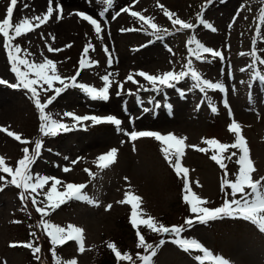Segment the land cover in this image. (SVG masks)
Masks as SVG:
<instances>
[{
  "label": "rangeland",
  "instance_id": "1",
  "mask_svg": "<svg viewBox=\"0 0 264 264\" xmlns=\"http://www.w3.org/2000/svg\"><path fill=\"white\" fill-rule=\"evenodd\" d=\"M24 1L25 3H23ZM94 1L81 0L73 6L59 4L63 5V18L57 19L58 13L54 10L53 17L50 19L52 22L50 29L45 32L49 36V41L52 40V34L58 28V25L54 23H61L60 27L66 30L70 29V33L74 35L73 40H77L75 38L77 26L75 21L78 19L75 13L94 8ZM57 2L60 0H53L54 9ZM6 4L7 1L0 0V19L5 13ZM30 4L27 0L22 1L16 12V19L46 14L48 0H43V2L35 0L34 4ZM158 5H163L165 9L175 13L179 18L196 24L195 32L191 30L176 32L171 21L164 15V9ZM120 6H123V9L139 11L146 17H153L158 26L172 33L157 40L142 30L122 31V29H140V22L124 11L122 14L114 16L115 12L114 17L111 18H107V14L98 15L104 13L109 6L102 12L101 0H97L94 18L101 21L104 29L101 39L94 32L93 26L91 27L99 49L97 58L104 62L108 61V55L103 50L104 46H107L115 63L121 69L122 82L126 81L128 75L135 74V72L144 71L149 74L161 75L170 70L177 72L182 70L189 58L186 41L192 35H196L206 46L223 52L224 60L208 58L210 62H197L193 59V66L203 74L204 78L225 84L228 89L226 94L210 90L206 98L198 89L191 87L190 80L183 81L177 85L176 89H171L175 94L168 97L172 107L166 110L172 113L171 117L164 113L158 116L150 114L142 118L143 121L134 128H151L161 134L172 133L177 137H187V145L209 149L206 152H200L192 147L186 148L182 163L190 170L189 182L192 190L209 202L207 207H219L226 198L225 191L230 192V189L222 191L221 184L225 170L211 159L213 154L211 147L203 141L215 138L222 143H233L234 136L227 129L233 118L241 124L243 136L250 148L251 159L257 169L253 173V178L259 179L264 176V81L254 79V70L248 67L253 63V58L248 55H240V53H249L255 48L258 55L264 58V40L256 38L258 17L261 7H264V0H211L210 3H206V0H138V2L115 0L111 9L116 10ZM198 13H202L205 21L212 24L216 31L207 30L205 29L207 27L200 25L197 20ZM78 30L85 31L81 27ZM261 34L264 35V28H261ZM62 38L60 36L59 40ZM72 41L69 38V41L65 42L68 47L66 52L53 56L47 50L46 43L37 35L26 38L27 48L33 53L35 61L41 62L45 57L56 58L60 75L68 74L72 68V62L84 43V40ZM143 44L148 49L133 50ZM115 45H118L117 50H115ZM5 67L0 47V68H3L0 73H3ZM256 67L264 72V65L257 62ZM241 69L247 70L241 71ZM6 72L8 73V71ZM135 78L140 81L141 85L151 88V85L142 81L143 77L136 76ZM180 86L184 88V95L180 94ZM137 88L138 85H132L130 82L124 83L125 91L133 90L136 94L142 95L146 101L145 109L150 107L151 99L162 100L160 93L151 90L137 92ZM249 91L252 92L250 99L247 93ZM225 98L233 111V114L230 115L231 118L228 117L227 109L223 103ZM209 99L215 104L218 112L211 111ZM91 104L92 102L88 107ZM61 105L62 108L52 112L53 116L60 117L70 111H84L79 107L81 103L77 99V95L73 93L68 94ZM125 105L134 106L135 100L126 94L122 106H109V109H103L102 113H117ZM35 114L34 107L26 100L24 94L14 93L0 87V125H15L24 132L25 136L36 141L40 137V126L36 125V122L39 121V113H37V120ZM53 145L58 148V155L45 154L37 162V173L51 174L50 168L54 166L55 161L59 162L60 168L63 165L72 167L70 174L63 175L66 182H89V196L98 204L96 206L84 202L69 211L56 209L46 217L59 226L66 227L71 224L84 230V252H79V246L76 244L68 247L61 246L57 255L62 261L75 259L79 264H94L95 248L101 243L116 238L120 233L123 240H119V243L125 244L129 248L124 252L131 254L137 261L136 264H141L136 257L137 253L143 255L144 250L138 248L135 241L131 242L128 236L120 231L121 221H125V218L131 216V206L118 203L125 199V193L128 191L142 197V209L147 215L156 218L165 226H178L184 223V217L187 216L182 203L185 181L177 176L174 168L164 158L161 151L163 146L154 138L130 142L123 132L101 127L88 133L58 137ZM113 148L118 150L116 163L101 170L95 161L100 155ZM0 149L11 162L15 163L21 157L23 147L12 143L0 134ZM232 151H236L237 156L232 157L231 160L225 159L224 163L227 165L228 179L234 180L239 169V165L236 163L239 151L229 149L224 153V156L229 155ZM78 154L83 157V160L73 164L72 162L76 161L75 156ZM17 163L14 164L15 167ZM84 167L93 170L95 178L86 173L83 170ZM0 175L3 174L0 173ZM0 186L3 187L0 192V264H28L29 250H13L9 246V243L13 241L15 243L24 242V237L19 233L18 227L14 225L12 219V213L18 209L20 204V190L12 185L4 186L3 182H0ZM57 187L59 191L64 190L63 183ZM109 204L112 207L110 210H106ZM39 221L36 224H39ZM20 228L21 226H19V230ZM29 228L31 229L30 236L34 230L41 233L46 253L49 254L52 246L43 230L35 225H29ZM143 231L148 237H146V241H152L149 232L141 226L142 234H144ZM183 235L207 243L214 252L227 258L231 264H264V233L250 222L225 218L211 221L206 225L196 224ZM164 240L166 243L158 249V254L154 257V264H198L194 255L182 253L178 246L171 242V237ZM29 243L32 242L29 241ZM158 243L155 242L154 245ZM47 256L51 264H56L52 253ZM120 264H129V262L121 261Z\"/></svg>",
  "mask_w": 264,
  "mask_h": 264
},
{
  "label": "snow or ice",
  "instance_id": "2",
  "mask_svg": "<svg viewBox=\"0 0 264 264\" xmlns=\"http://www.w3.org/2000/svg\"><path fill=\"white\" fill-rule=\"evenodd\" d=\"M113 0H101V11L112 4ZM138 2V0H134ZM211 0H206V3H210ZM18 4V0H10L9 6L6 8L5 18L0 20V37L3 38L2 46L6 50L8 60L11 64V71L15 74L17 82L15 84H9L8 81L0 79V85H7L15 89H23L30 93V98L33 100L34 105L39 113V119L41 121L39 131L44 137H56L62 133H68L77 128L87 129V123L91 122L93 125L109 124L115 127L117 132H123L129 137V139L135 142L138 138H154L161 142L163 145L161 151L167 162L174 168L178 177L185 181L184 183V201L190 206V212L192 216L185 219L182 225L165 226L163 223L156 220V218L147 215L142 209V197L128 191L125 193V199L118 201L120 204H128L131 206L130 223L136 229L138 238L137 247L144 250L145 254L141 255L137 253L136 259L141 264H154V257L158 254V249L162 247L166 241L161 239L157 245L146 241L145 235L141 232V226L151 231L152 233L159 234L161 236H170L171 242L177 245L181 250L186 253L198 252L200 255L195 256V260L198 264H231V262L223 256L213 254L207 247L195 238L185 237L183 234L192 229L196 224L206 225L211 221L222 220L225 218L241 219L246 222H250L256 226L257 229L264 233V176L259 179L253 178V173L257 171L254 161L251 159L250 148L247 144L246 138L242 134V126L234 118L229 125V131L234 134L235 141L231 144L222 143L219 140L212 138L206 139L203 142L211 147L213 154L211 159L215 161L221 169H224V177L222 179L221 188L222 191L230 189V192L225 191V199L221 206L216 208H209L206 205L209 203L207 200L198 196L191 187L189 182V169L182 163V158L185 155L186 148L192 147L200 152H206L209 149L198 147L195 145H187V137H177L175 134H161L154 131H126L122 125L123 121L115 115L97 116V115H76L73 112H65L60 119H56L46 109L59 97L63 92L70 88H78L84 94H86L92 101L107 102L110 100V90L115 82L112 78V73L105 74L101 77L103 86L97 88L84 83H79L77 77L80 75L78 70L75 76L62 77L57 68V63L51 59L44 58L41 62H35L30 60L32 55L27 50H22L18 44H14V40L20 38L27 33L33 32L35 29L40 28L46 24L52 17L54 10L58 13L57 19L63 18V7L57 3L56 8H53V0H48V7L46 14L43 16L34 17H22L18 18L17 22H13L14 10ZM161 9H164V15L171 21L176 32H183L185 30H191L195 32L197 25L191 22H187L179 18L175 13L164 8L163 5H158ZM124 12H128L132 17L137 18L140 22V29H122V31H137L142 30L154 36L157 40L163 38L164 35H171L167 29H162L157 23L154 22L153 17H146L139 11H131L129 8L123 9ZM81 17L84 21H87L94 28V32L101 39L102 28L101 21L94 18L90 14L84 12L75 13ZM100 15V14H98ZM197 20L200 25L207 27L211 31H216L215 27L206 22L203 14H197ZM178 26V27H177ZM261 28H264V7L260 9V15L258 17V25L256 29V38L258 40H264V35L261 34ZM55 37H53V40ZM186 46L189 54L187 63L180 71L170 70L161 75L149 74L144 71H140L134 75L130 74L126 77L125 82H131L138 85L137 92L139 91H154L161 93L166 88L176 89L177 85L183 81L190 80L192 82L191 87L198 89L207 98L208 92L219 91L220 93H227L228 89L225 84L221 82H213L204 78L203 74L193 66V59L196 61L210 62L208 56L211 58H219L224 60L225 57L221 50H215L206 46L196 35H192L186 41ZM95 48L91 44L86 46L83 50V56L79 61L80 70L90 68L98 61H92L88 58L89 49ZM105 53L108 55V64H112V55L108 51L107 46H104ZM48 51H61V49H53L49 46ZM171 51V50H170ZM240 55H248L253 58V63L248 67L254 70V79L264 81V72H261L257 67V62L260 65H264V58L258 55L257 50H253L249 53H240ZM247 69H241L246 71ZM143 77L145 81L151 85V88L145 87L140 84V81L135 77ZM119 82L115 95L121 96L125 89L124 83ZM60 86H55L56 84ZM46 86V87H45ZM181 95H184L183 90H179ZM48 92H54V95L49 96L44 102L41 101V93L47 95ZM128 94H134L131 90H128ZM224 106L229 110L231 115V108L225 98ZM156 107H160L157 103ZM171 109L172 105H166ZM209 107L213 113L218 112L217 107L209 99ZM145 112L150 109H144ZM64 118H71L72 123L63 122ZM131 122V121H130ZM0 131L6 132L10 137H14L16 141L22 144L32 143L29 140H22L21 135L9 131L7 128L0 129ZM44 144L42 140H36L34 147L30 150L29 147L22 149L24 155L18 160L17 166L13 168L6 162L5 157L0 156V182H3L4 186L12 185L20 189L19 198L21 201H31V204L35 206V210L40 214L41 219L38 227L44 231L49 238V242L52 246L51 252L56 264H77L75 259L68 261H62L57 255V246H63L69 241L77 242L79 246V252L83 253L85 250L84 244V230L75 225H67L66 227L59 226L46 219L50 215L51 211H55L60 208L61 205L71 200L84 201L89 204L98 206L97 202L91 198L84 189L87 187L85 184L75 183H63L60 179L50 177L47 175H41L33 171V166L42 157ZM229 149H236L239 151V155L236 159V163L239 165L238 172L235 175V179H228L227 165L224 163L225 159L231 160L232 157L237 156L236 151H232L229 155L224 156V153ZM135 150V149H134ZM118 150L113 148L109 152L100 155L95 163L101 169H107L116 162ZM73 164L77 161H73ZM64 172H69V167L63 168ZM90 176L95 178L89 169H85ZM7 177H11L10 180ZM127 179V178H126ZM51 182L50 188L45 192L44 189ZM63 191L58 190V185H62ZM198 184V181H197ZM3 187H0V191ZM39 196H43V200H38ZM230 197V198H228ZM43 205V206H41ZM112 205H107L106 210H110ZM33 236L36 233H32ZM12 247L18 246L17 244L10 245ZM32 250L33 255L37 260L40 259L41 247L34 246L33 243H27L21 245ZM107 247L114 253L118 264L121 261L129 262V264H136V260L133 256L127 252L122 253L115 243L109 242Z\"/></svg>",
  "mask_w": 264,
  "mask_h": 264
},
{
  "label": "trees",
  "instance_id": "3",
  "mask_svg": "<svg viewBox=\"0 0 264 264\" xmlns=\"http://www.w3.org/2000/svg\"><path fill=\"white\" fill-rule=\"evenodd\" d=\"M121 229H122V232L125 231V234L128 233L124 228H121ZM133 239H134V236H133ZM101 254H102V260L100 261L99 264H115L114 255H113L112 251L110 249H108V247H103L101 249Z\"/></svg>",
  "mask_w": 264,
  "mask_h": 264
}]
</instances>
